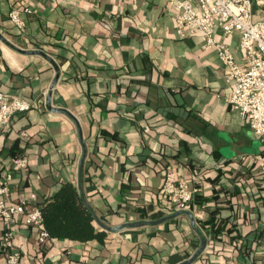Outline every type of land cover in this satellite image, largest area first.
<instances>
[{"label": "crops", "instance_id": "crops-1", "mask_svg": "<svg viewBox=\"0 0 264 264\" xmlns=\"http://www.w3.org/2000/svg\"><path fill=\"white\" fill-rule=\"evenodd\" d=\"M215 37L247 67L239 32ZM226 72L169 0H0V90L32 103L0 125V176L27 162L10 200L73 183L102 234L41 242L17 215L20 263L264 264V137L232 109ZM168 167L198 189L186 210L163 190Z\"/></svg>", "mask_w": 264, "mask_h": 264}, {"label": "built area", "instance_id": "built-area-1", "mask_svg": "<svg viewBox=\"0 0 264 264\" xmlns=\"http://www.w3.org/2000/svg\"><path fill=\"white\" fill-rule=\"evenodd\" d=\"M176 11L180 31H199L205 36V47L215 49L227 66L226 80L231 84L228 101L253 131L264 137V18L255 20L256 7L264 10V0H169ZM23 11H30L24 8ZM22 10L10 11L11 19L20 27L24 25ZM226 33L239 32L241 47L246 51L247 67H242L228 47L215 37L216 28ZM32 103L21 96L0 90V125L8 126L18 114H25ZM257 159L264 165V154ZM27 166L26 159L12 160L11 168L0 176V219L4 224L2 241L8 264H21V252L15 244L14 222L22 215L25 224L40 229L39 240L51 237L45 226L43 209L36 204V195L19 203L11 202L10 191L13 171ZM164 192L179 209L186 210L198 191L184 179L177 178L168 167L163 186Z\"/></svg>", "mask_w": 264, "mask_h": 264}, {"label": "trees", "instance_id": "trees-1", "mask_svg": "<svg viewBox=\"0 0 264 264\" xmlns=\"http://www.w3.org/2000/svg\"><path fill=\"white\" fill-rule=\"evenodd\" d=\"M37 205L44 211L45 225L52 237L86 241L102 235L93 225L95 215L73 183L63 185L48 203L38 202Z\"/></svg>", "mask_w": 264, "mask_h": 264}, {"label": "water", "instance_id": "water-1", "mask_svg": "<svg viewBox=\"0 0 264 264\" xmlns=\"http://www.w3.org/2000/svg\"><path fill=\"white\" fill-rule=\"evenodd\" d=\"M82 167H80V170H79V175L81 176V172H82V169H81ZM80 193H81V195L83 196L84 195V192H83V190H82V188L80 187ZM84 197V196H83ZM88 205V204H87ZM145 223H149V222H147V221H142V222H136V223H128V224H126V225H124V226H137V225H143V224H145ZM106 229H109L107 226H104ZM203 245H205V241H203ZM202 245V246H203ZM202 249H200L199 250V252L201 251ZM191 261H193V259H191L189 262H191ZM181 264H186V263H181Z\"/></svg>", "mask_w": 264, "mask_h": 264}]
</instances>
